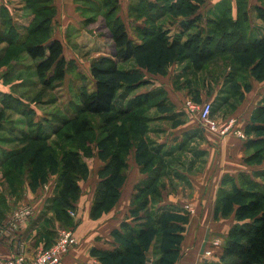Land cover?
<instances>
[{
	"label": "trees",
	"instance_id": "trees-1",
	"mask_svg": "<svg viewBox=\"0 0 264 264\" xmlns=\"http://www.w3.org/2000/svg\"><path fill=\"white\" fill-rule=\"evenodd\" d=\"M77 1L81 2L83 13H91L96 6L99 9L105 7V12L101 15L105 17L114 45L109 54L95 58L91 65V75L96 80L95 88L82 93V104L77 106L78 112L69 117L56 116L52 134L16 128L3 141L23 142L24 145L18 149H10L0 160V178L3 180L0 204H5L7 193L22 191L26 179L30 178L29 184L35 189L49 174L56 173L58 179L55 195L49 200L48 208L54 210L56 218L67 227L74 225L69 209L75 208L74 201L81 193L79 182L89 173L83 157L94 153L95 143L106 164L100 171V181L91 208L92 217L101 215L118 201L129 167V155L135 146L137 162L142 170H149V177L138 187L131 215L136 217L140 210L150 211L148 207L151 198L153 200L160 197L158 180L164 171L165 155L162 145L151 146L144 135L149 128L148 109L154 106H163L165 109V97L160 91L146 92L125 103V98L144 82L139 70L122 69L119 67L121 62L135 57L151 71L166 73L167 66L173 60H188L189 65L197 70L206 68L217 59L223 60L231 65L232 70L228 74L230 84L225 88L228 94L221 98L222 104L232 96H243L242 92L239 94L240 85L236 75L251 72L259 78L264 77V32L258 34L251 29L249 0L235 1L236 15L231 0H221L208 14L200 11L202 0H133L130 5L131 15L136 20L144 21L143 25H133V30L141 40L139 43L131 38L120 15L119 0ZM259 2L261 4L256 6L257 17L264 22V0ZM26 5L34 16L24 35L11 23V19L5 17L10 42V52L5 58V64L10 67L13 62L19 63V58L24 53L35 60L36 73L44 78L46 86L51 81H63L68 64L74 63V60L65 57L61 40H51V22L56 12L53 0H26ZM166 15L173 20L179 16L185 17L180 22L176 35L170 34V26L167 28L160 22ZM95 18L92 15L86 16L84 23L89 25ZM183 36H186V40H182ZM15 73L16 71L11 77ZM4 75L7 76V72ZM245 88H249L247 83ZM6 95L14 96L12 93ZM10 107L12 105L6 103L0 108V129L12 132L13 129L10 130L6 123L4 125L9 119L7 111ZM17 107L21 110L24 108L21 101ZM24 109L21 111L23 114L27 112ZM260 110V114H255L253 120L264 117V108ZM91 115L102 120L99 128L103 136L97 140L96 126ZM20 123L23 122L20 120ZM252 131L258 135L264 131V126L255 124L246 131L249 136L247 147L254 150L248 160L264 161V137L251 138ZM52 136L56 139L49 144ZM231 181L232 191L219 196L217 203L218 211L227 216L234 212L237 221L229 230L222 260L224 264H264V183L244 173L239 175L238 182L233 178ZM231 206L233 208L227 213L226 210ZM151 220L154 225L149 222L154 228L141 225L137 227L136 224L123 221L121 230L114 232V248H93L100 264H109V261L117 259L119 264H126L130 256L140 259L137 264H174L179 256L184 229L179 221L185 222L187 216L175 209H162ZM169 227L179 229L172 236L177 239L173 246L171 243L165 248L166 251H162V256L154 260L146 254V250L155 237L156 242L160 241ZM167 253H171L172 258L165 262Z\"/></svg>",
	"mask_w": 264,
	"mask_h": 264
},
{
	"label": "crops",
	"instance_id": "crops-1",
	"mask_svg": "<svg viewBox=\"0 0 264 264\" xmlns=\"http://www.w3.org/2000/svg\"><path fill=\"white\" fill-rule=\"evenodd\" d=\"M75 1L77 0H53L56 12L51 22V40L59 39L62 41L64 46L63 53L68 60L76 59L78 54H76L72 47L65 45V37L68 36L71 26L79 27V14H83L81 2H78V4ZM220 1L202 0L203 3L200 11L202 14H208ZM235 1H231L234 6V15H236ZM119 2L121 5L120 15L127 25L129 34L136 43H139L141 40L133 30V25H143L144 21L143 19L136 20L131 15L130 5L133 3V0H119ZM259 4H261L259 0H249L251 29L261 34L264 32V22L257 17L256 6ZM33 16V13L26 5V0H0V70L9 67L5 64V58L10 52V42L8 40L9 29L5 17L11 19V23L24 35L26 33V27L29 26ZM83 18L85 19V17ZM184 19L185 17L179 16L174 21L173 19H169V15H166L160 22L167 28L170 26V34L176 35L179 32L180 22ZM182 40H186V36H183ZM111 45H113L112 41ZM86 47L88 46L86 45ZM112 47L114 48V45ZM105 53L103 52V54ZM67 54H69V57ZM20 58L27 59V56L23 53ZM79 60L81 61L82 59L79 57L74 62H79ZM130 61L136 65L128 69L139 70L142 75L141 80L144 83L127 96L124 102L126 103L136 95L146 92L160 91L165 97V109L163 106V109L156 106L152 107L153 110L156 108L159 110H157L155 116L152 115L150 118L151 130L149 136L153 144L156 146L162 145L163 148L176 147L178 150L175 153L179 152L180 148L182 149L186 144L191 143L193 146V151L187 154L189 161L193 163L192 169H189V167L177 169L185 176L188 184H185L186 182L176 184L179 179H173V185H171L169 180L164 177L163 171L158 180L160 197H156L153 200L151 198L150 200L151 207L154 206L156 209L160 208L161 210L163 207L169 206L180 208L175 210L187 216L185 222L179 221L184 229L179 245V256L174 264H224L222 255L228 233L237 221L234 212L227 216L217 210L219 189L227 187V184H229L228 189H231V178L238 182L239 175L243 173L251 176V178L258 182L264 176L262 175L264 172V161L255 162L248 160L254 150L253 148L249 149L247 147L249 136L246 132L249 127L251 128L255 124L264 126L263 116L257 120H253L255 114L259 115L261 112L260 109L264 108V77L259 78L251 72L236 75L235 77L240 85L238 86L239 94L242 92L243 96L239 98L232 96L225 102V104L233 109L231 114L235 113L238 120L237 125L247 135V139L243 140L234 133L219 136L215 132L205 130L202 124H191L193 121L188 120V114L185 119L181 121L177 119L170 126L166 123L163 126L156 124L160 123L159 121L161 120L170 121L176 111H181L179 102L183 100L184 96L188 97L189 95H193L192 99L198 102L216 101L220 94L227 96L228 93L225 91V88L230 84L228 74L232 70L231 67H228L223 75L215 78L216 81H213L211 78V81H207L206 78L204 79L203 86H209V91L201 84L191 90L193 86L190 85L188 76L182 73V70L179 68L181 65L186 66L188 60L171 61L167 66L166 73L151 71L148 67L141 65L135 57ZM220 61L222 60L217 59L211 63ZM8 71L5 70L4 73H9ZM88 71L90 73L91 63L88 66ZM173 81L180 83L181 87H177V89L174 86L169 87L168 83L170 82L172 85ZM21 82L16 77L11 83V86ZM246 83L249 85L248 89L245 88ZM213 85H218L216 87L217 89H212L211 87H215ZM171 88L174 89H172V93L174 92L175 95L181 98L172 96L170 94ZM6 89H10V86L4 82L2 83L1 80L0 91H5ZM23 106L24 104L22 103ZM214 107H217V103H214ZM24 108L26 107L24 106ZM16 121L19 124L20 119ZM5 123L8 122L5 121L4 125ZM159 128L165 132L163 133L165 135H157L155 129ZM0 130L3 133L9 132V130L6 131L4 128ZM6 136L0 135V160L3 157L2 155L11 149L7 147L3 149V146H1L2 144H7L3 141ZM250 136L251 138L264 137V131L258 133V135L257 132L252 131ZM93 150L94 153L92 155L83 157L85 163L88 165L89 173L86 178L79 182L81 193L74 201L76 215L72 216L74 225L71 227H74L79 243L63 257L60 264H100L99 257L95 255L93 248L111 250L115 247L116 243L114 232L115 230H121L122 222H134L135 220L138 222L134 216H131V209L138 187L142 183H145L149 177V170L141 169V165L136 159V150L131 153L128 161L129 167L126 170V179L121 187V195L118 201L113 207L101 215L92 217L91 208L94 202L96 188L100 181V171L106 164V161L100 157L99 150L96 147H93ZM200 164H202L203 168L198 170ZM57 179L58 175L51 173V180L35 189L31 188L28 181H25L22 198L23 200L37 201L38 211L36 216L28 222L27 226L19 235L0 237V250L4 257H12L17 252H24L29 258L33 257L37 251L53 242L56 237V231L64 226L56 218L54 210L48 208L49 200L55 195ZM261 183H264V181H261ZM2 184L3 180L0 178V191H2ZM16 194L10 192L5 195L4 200L6 203L4 204L3 202L0 204V222L8 214L7 203L12 206L14 203L22 202H15L14 198H11V196H15ZM187 206L193 209V211L191 212ZM134 218L135 220H130ZM209 249L213 251V254L205 258V251Z\"/></svg>",
	"mask_w": 264,
	"mask_h": 264
},
{
	"label": "rangeland",
	"instance_id": "rangeland-1",
	"mask_svg": "<svg viewBox=\"0 0 264 264\" xmlns=\"http://www.w3.org/2000/svg\"><path fill=\"white\" fill-rule=\"evenodd\" d=\"M75 2L78 3L79 1H75ZM111 3H113V1H111ZM108 6L110 7L111 4ZM104 9L105 7L102 9H99L96 6L92 9L91 13H88L87 11H86L87 13H83V14L80 13L79 17H80L81 22L79 21V23H78L79 17L77 15L78 17L77 23L79 27L71 26L69 28L68 36L65 37L66 39L65 45L72 47L74 51L76 52V54H78L77 58L74 59L75 61L79 59V57L82 60L81 61L79 60V62L68 64V69H67V72L65 74V78L63 81H51L50 84L46 86L44 84V82H46L44 81V78L37 75L36 73L35 60H32L28 57L27 59L19 58V62H22V63H14L12 64V66L8 67L7 69L5 68V69L0 70V81L2 80V83L4 82L6 85L10 86V89H6L5 91L3 90L0 91V106H3V104H6V103H9L12 105V107H10L7 111V115L9 119L7 120L8 123H6V125H8L10 130L13 129L12 132H7L8 135L7 133L5 132L3 133L0 130V135L9 136L11 133H14L16 128L31 131L33 133L41 132V133H46V134H52V131H53L52 129L56 125V118H57L56 116L69 117L75 114L76 112H78L77 106L79 104L80 105L82 104L81 97H80L82 93L90 92L95 88L96 80L91 75V71L89 73L88 66L90 65V63L91 65L93 64L95 58H98L101 55L109 54L113 50V47H112L113 45H111V37L109 35V29L106 26L107 23H106L105 17L101 15L102 13L105 12ZM90 15L96 18L91 24L87 25L84 23L85 19L83 17L90 16ZM112 18H108V20H112ZM86 45L88 47H86ZM103 52H106V53L103 54ZM67 55L69 57V54ZM134 65H136L134 62L127 61L124 63H120L119 67L122 69L123 68L128 69L130 67H133ZM183 66L181 65L179 68L182 70V73L188 76L189 83L191 86H193L191 87V90H193V88L199 84L203 86L205 78L207 79V81H209L210 78L213 79V81H216L215 78H218V76L223 75L226 69H228V67H231L230 64H227L223 60L220 62L211 63L202 70H197L193 68L192 66L189 65V62L187 63L186 66L184 67ZM5 70H9L8 71L9 73H7V76L4 75ZM15 71H16L15 75L11 77L12 73ZM16 77L20 81L22 80L23 81L21 83L11 86V83L13 82V80L16 79ZM168 84H169V87L174 86L176 89L177 87L179 88L181 87L180 83H177L175 81H173L172 85L170 84V82ZM206 86L207 85L203 87H206ZM216 87H218V85H216L215 87H211V88L217 89ZM172 89L173 88H171L170 94L174 97L177 96L181 98L180 96L175 95L174 92L172 93ZM205 89L209 91V86L206 87ZM10 93L14 94V96L17 97V99H15L13 95H9V96L6 95ZM224 96L225 95L220 94L219 97H217L216 101H212L213 104L217 103V107L216 108L214 107L213 116L221 122L229 117L236 118L235 113L231 114L233 109L229 105L227 104L220 105L222 103L221 98H223ZM18 97L20 98L19 100H18ZM192 98H193V95H189L188 97L184 96L183 100L179 102L180 104L179 107L181 111L179 112L176 111V113H174V116L173 118H171L170 121L161 120L159 121L160 123H156V124H158L159 126H163V124L165 125L166 123L170 126L171 124H174L175 120L177 119H179L180 121L185 119L187 114H188V120L193 121V123L190 122L191 124H197V125L202 124L196 114H189L185 110V101L187 99H192ZM193 100L196 101L195 99ZM19 101H21V103L24 104L26 108L25 109L23 108V109L26 110L28 113L26 112L23 114V112H21L23 109L21 110L20 108L17 107ZM157 110H158L157 108L154 110L153 108L148 109L147 111L148 117L151 118L152 115L155 116ZM90 117L94 119V124L96 126V135H97L96 140H97L98 137L103 136V133L101 132V129L99 128V124H101L102 120L98 116L91 115ZM18 119H20L23 123L18 124L16 121ZM237 123H238V120H237ZM148 124H149L148 132H146L144 136L146 140L150 141L151 146H155L152 142L151 137L149 136V133L151 130V122L149 121ZM155 132L157 133V135L165 133L160 128L155 129ZM55 139L56 137L52 136L51 139H49L48 143L51 144ZM23 145H24L23 142H19V143L13 142V143L2 144L1 146H3L2 147L3 149L7 147V148H11L12 150V149L21 148V146ZM93 147H96V149H98V146L96 143L93 145ZM192 149H193V146L191 145V143L186 144L185 147H183L182 149L180 148V151L176 153L175 151L178 150V148L176 147H164V148L162 147V152H164V155H165L164 156L165 166H164L163 175L166 179L169 180L171 185H173V181H172L173 179L175 180L179 179L176 182V184H179V182L181 184L185 182H186L185 184H188L185 176H183V174H181V172L178 171L177 169H184L186 167H189V169H192L193 163H191L189 161V158L187 157V154L193 151ZM135 150H137L136 146L132 148L131 153H133ZM196 161H200V160H196ZM201 168H203L202 164L199 165L198 170H200ZM29 179H26L28 183H29ZM224 179H226V177H224ZM49 180H51V174H49L46 180L42 181V184H40L39 186L44 185V183H48ZM259 181L260 182L264 181V176H262V179L260 178ZM228 187H229V184H227V187L219 189L218 198L223 193L232 191V189H228ZM11 198H14L15 202L22 201L23 203L24 202L37 203V201L35 202V200H23L22 191L17 192V194L15 196H11ZM15 205L17 204L14 203L11 206L7 203V206H8L7 212H9L10 209ZM232 208L233 206L229 207L226 210L227 213H229V211ZM148 209L150 211L140 210L138 213H136L138 215H136L135 218L138 220V222H136L134 218V219H130L131 221L135 220L134 222L132 221L131 223L136 224L137 227L138 225H141L145 227L147 226L148 228H154L153 227L154 223L151 219H154V215L160 212L161 209L160 208L156 209V207L154 206L153 207L150 206L148 207ZM162 209L170 210V209H180V208H174V207L169 206V207H163ZM69 210H72L75 212V210L72 208H70ZM131 216H134V215H131ZM149 221L152 222L153 225L150 224ZM170 225L173 226L174 224H170ZM65 226H62L60 228H73L74 229V227H67V226L65 227ZM160 229H161V226H160ZM173 232L174 233L179 232V229L176 227H169V229H167L163 233V236H161L160 241L159 240L157 241L159 243L156 242V237H155L151 241L149 249L146 250L147 252L146 254L149 255L154 260L162 256V251L163 250L166 251L165 248H168L169 245H171V243H173L172 244L173 246L174 242L177 239V237H172ZM133 252L134 251L132 250V254ZM165 256H166L165 262H167L170 258H172L171 253H167ZM142 259L143 258H141V260ZM137 262L140 263V259H138L136 256H130V259H127L126 261V264L128 263L137 264ZM109 264H119V261L118 259L112 260V261H109ZM141 264H144V263L142 262Z\"/></svg>",
	"mask_w": 264,
	"mask_h": 264
},
{
	"label": "built area",
	"instance_id": "built-area-1",
	"mask_svg": "<svg viewBox=\"0 0 264 264\" xmlns=\"http://www.w3.org/2000/svg\"><path fill=\"white\" fill-rule=\"evenodd\" d=\"M185 110L189 114H196L205 130L207 129L221 136L234 133L243 140L247 139L245 131L237 125V118L229 117L221 122L213 116L212 101L197 102L193 99H187ZM187 207L191 212L193 211L189 206ZM37 211L36 203H17L10 209L4 220L0 222V237L19 235L28 222L36 216ZM70 214L75 216L76 212L70 210ZM78 243L79 239L73 228H59L56 231L54 242L48 247L41 248L31 258L24 252H17L12 257H4L0 250V264H60L63 257ZM212 254L213 251L209 249L205 251L204 257L208 258Z\"/></svg>",
	"mask_w": 264,
	"mask_h": 264
}]
</instances>
